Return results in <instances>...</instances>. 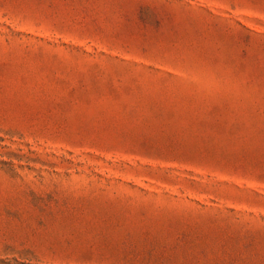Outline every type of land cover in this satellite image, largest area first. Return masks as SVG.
<instances>
[{"label": "rangeland", "instance_id": "rangeland-1", "mask_svg": "<svg viewBox=\"0 0 264 264\" xmlns=\"http://www.w3.org/2000/svg\"><path fill=\"white\" fill-rule=\"evenodd\" d=\"M0 264H264V0H0Z\"/></svg>", "mask_w": 264, "mask_h": 264}]
</instances>
